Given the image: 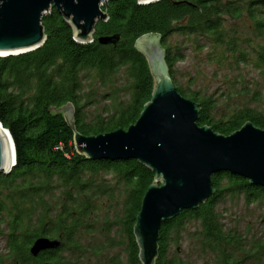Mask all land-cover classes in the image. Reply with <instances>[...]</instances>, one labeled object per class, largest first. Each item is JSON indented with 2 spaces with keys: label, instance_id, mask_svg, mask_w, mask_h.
Returning <instances> with one entry per match:
<instances>
[{
  "label": "trees",
  "instance_id": "obj_1",
  "mask_svg": "<svg viewBox=\"0 0 264 264\" xmlns=\"http://www.w3.org/2000/svg\"><path fill=\"white\" fill-rule=\"evenodd\" d=\"M103 10L108 19L97 24L92 43L76 42L69 22L52 8L42 21L43 47L0 58V122L11 133L17 158L12 172L0 176V236L7 237V264L16 258L17 264H87L90 254L100 258L116 246L123 247L126 260L113 256V264H141L134 226L155 173L137 160L91 161L79 155L74 132L55 111L73 104L77 129L87 136L136 123L155 86L147 58L135 47L141 36L161 35L178 91L200 104L199 125L223 135L250 121L264 129V0L148 5L109 0ZM105 36L120 39L104 45L98 39ZM190 55L216 72H237L223 82L224 110L217 98L178 84L176 65ZM246 68L257 79L249 80ZM213 182L216 193L207 203L163 225L156 264H186L178 251L169 253L190 223L198 224L191 239L216 264L263 263L264 230L250 237V230L227 229L216 206L225 195H243L248 203L264 206V187L228 172L214 175ZM94 233L107 245H85L84 238ZM42 237L61 246L33 257L30 249Z\"/></svg>",
  "mask_w": 264,
  "mask_h": 264
},
{
  "label": "water",
  "instance_id": "obj_2",
  "mask_svg": "<svg viewBox=\"0 0 264 264\" xmlns=\"http://www.w3.org/2000/svg\"><path fill=\"white\" fill-rule=\"evenodd\" d=\"M109 0H0V58L39 50L47 36L43 18L56 8L74 30L80 44L94 41L95 28L107 21L103 10ZM148 5L161 0H138ZM119 36L100 37L101 44H116ZM135 47L146 58L154 77L152 99L136 123L127 129L87 136L77 129L76 108L67 104L63 113L74 132L79 155L91 161L137 160L155 173L136 218L134 235L141 264H156L161 230L183 211L197 210L216 193L213 176L228 172L264 187V129L247 122L231 135L199 125L200 104L177 89L166 63L159 34L137 39ZM0 122V176L17 164L11 133ZM59 240L42 237L30 249L33 257L58 249ZM44 264H53L50 262Z\"/></svg>",
  "mask_w": 264,
  "mask_h": 264
},
{
  "label": "rangeland",
  "instance_id": "obj_3",
  "mask_svg": "<svg viewBox=\"0 0 264 264\" xmlns=\"http://www.w3.org/2000/svg\"><path fill=\"white\" fill-rule=\"evenodd\" d=\"M176 70L178 71L176 74L177 82L180 86L182 85L189 91H201L203 94L213 96L219 100L220 110L226 108V99L221 96V90L227 87V84L223 82L231 76L234 77L237 72L234 74H230L226 70L216 72L211 64L200 63L191 55L184 61L179 62L176 65ZM244 73L248 75L249 80L257 79L256 72L252 71L251 68H246ZM188 78H193L194 81L189 83ZM101 107H103V104L97 106V109ZM95 108H91V111L95 110ZM216 211L223 215L222 221L227 229H237L240 232L250 230V237L251 235L257 236L264 230V206L257 203H248L243 195H225L217 204ZM197 226L198 224L196 223L187 225L186 230L181 233L182 238L179 244L171 246L169 256H174V252L178 251V258L186 264H216L213 257L200 252L195 242L191 239V234ZM2 229L7 231L6 225H3ZM84 240L85 245L89 247L107 245L105 237L100 235V233L86 236ZM6 245L7 237L5 235L0 236V261L2 260L4 264L9 262L7 261L9 251ZM106 249L100 258L90 254L89 262L86 259L87 264H113L111 261L113 256H118L123 261L126 260L122 246L108 247ZM246 264L253 263L247 262ZM259 264H264V261Z\"/></svg>",
  "mask_w": 264,
  "mask_h": 264
},
{
  "label": "flooded vegetation",
  "instance_id": "obj_4",
  "mask_svg": "<svg viewBox=\"0 0 264 264\" xmlns=\"http://www.w3.org/2000/svg\"><path fill=\"white\" fill-rule=\"evenodd\" d=\"M52 250H54V249H52ZM52 250H47V251H52ZM36 258H38V257H36ZM15 264H17V258L15 259ZM38 264H43V262H39Z\"/></svg>",
  "mask_w": 264,
  "mask_h": 264
},
{
  "label": "bare ground",
  "instance_id": "obj_5",
  "mask_svg": "<svg viewBox=\"0 0 264 264\" xmlns=\"http://www.w3.org/2000/svg\"><path fill=\"white\" fill-rule=\"evenodd\" d=\"M2 129H4V128L2 127Z\"/></svg>",
  "mask_w": 264,
  "mask_h": 264
}]
</instances>
